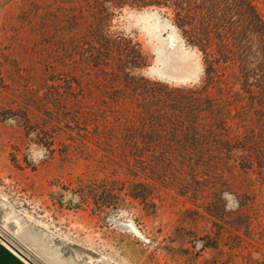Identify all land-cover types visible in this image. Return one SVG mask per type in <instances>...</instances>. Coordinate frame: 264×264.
<instances>
[{
    "label": "rangeland",
    "instance_id": "1",
    "mask_svg": "<svg viewBox=\"0 0 264 264\" xmlns=\"http://www.w3.org/2000/svg\"><path fill=\"white\" fill-rule=\"evenodd\" d=\"M107 6L0 0V233L35 264H264V95L223 93L242 140L215 154L131 122L142 76L197 88L205 63L166 8ZM126 47L146 65L129 68ZM113 136L138 157L113 158ZM158 136L176 154L140 155Z\"/></svg>",
    "mask_w": 264,
    "mask_h": 264
},
{
    "label": "trees",
    "instance_id": "2",
    "mask_svg": "<svg viewBox=\"0 0 264 264\" xmlns=\"http://www.w3.org/2000/svg\"><path fill=\"white\" fill-rule=\"evenodd\" d=\"M105 1L108 5L107 10L125 5L139 8L146 6L166 8V15L169 12L173 14L171 20L182 38L202 52L205 63L204 83L197 88H169L166 85L162 88L158 85L159 82L154 88L150 85V80L142 76L140 78L143 81L140 85L142 97L132 100L136 112L132 115L131 122L136 121L133 119L134 116L136 118L138 116L140 121L156 125L161 132H169L168 136H171L173 140L178 141L185 138L190 145L187 147L199 154H205L203 150H209L215 154L216 151L225 149L226 146L234 148L236 141L242 140L241 121L237 123L238 129L236 130L231 121L233 103L230 99L224 98L223 93L229 91L232 96L237 97L246 93L253 95L258 90V93L264 95V17L255 1ZM121 55L129 68H142L147 63L145 55L141 54L140 60L139 58L137 60L132 56V51L128 47ZM253 59L257 62L256 66H253ZM230 78H233L234 82L228 86ZM220 83L223 92L219 97L212 98L205 95L210 86ZM234 84L239 85L238 89H234ZM2 85L3 82L0 80V87ZM115 100L117 99L113 98V101ZM140 101H145L146 105L140 107L138 104ZM121 119H123L122 115L116 117L115 121L118 125L124 123ZM19 120L24 123L22 118ZM105 122L110 121L105 119ZM122 137L113 136L111 138L117 139L113 140L116 148L110 151L113 158L127 160L129 156L132 157L131 155L138 157V150L127 151L125 149V143L121 140L124 137ZM98 138L97 143L100 144L102 137L98 136ZM165 139L166 136H158L159 142L157 144L150 142L148 144L150 147L143 148L140 155L152 161L164 155L176 154L180 146H166L161 143ZM104 181V190H123V186L116 179L110 178ZM115 182L119 184L116 185ZM107 196L112 200V207L118 210V203L123 198L115 192Z\"/></svg>",
    "mask_w": 264,
    "mask_h": 264
},
{
    "label": "crops",
    "instance_id": "3",
    "mask_svg": "<svg viewBox=\"0 0 264 264\" xmlns=\"http://www.w3.org/2000/svg\"><path fill=\"white\" fill-rule=\"evenodd\" d=\"M4 244V243H3ZM0 264H31L7 244L0 246Z\"/></svg>",
    "mask_w": 264,
    "mask_h": 264
},
{
    "label": "water",
    "instance_id": "4",
    "mask_svg": "<svg viewBox=\"0 0 264 264\" xmlns=\"http://www.w3.org/2000/svg\"><path fill=\"white\" fill-rule=\"evenodd\" d=\"M0 239L3 240L9 247L13 248V250L19 254L20 256H22L23 258H25L27 261H29L31 264H35L34 262L31 261V259L29 257H27L26 255H24L19 249H17L11 242H9V240L7 238H5L1 233H0Z\"/></svg>",
    "mask_w": 264,
    "mask_h": 264
}]
</instances>
